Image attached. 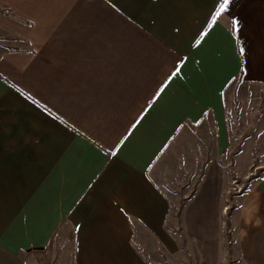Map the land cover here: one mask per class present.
I'll list each match as a JSON object with an SVG mask.
<instances>
[{
  "label": "crops",
  "instance_id": "1",
  "mask_svg": "<svg viewBox=\"0 0 264 264\" xmlns=\"http://www.w3.org/2000/svg\"><path fill=\"white\" fill-rule=\"evenodd\" d=\"M220 2L0 0V264H264V173L227 194L264 163V0Z\"/></svg>",
  "mask_w": 264,
  "mask_h": 264
},
{
  "label": "built area",
  "instance_id": "2",
  "mask_svg": "<svg viewBox=\"0 0 264 264\" xmlns=\"http://www.w3.org/2000/svg\"><path fill=\"white\" fill-rule=\"evenodd\" d=\"M228 167L233 168V164L231 163V161L227 164ZM232 173L234 174V172L232 171ZM255 174V173H254ZM254 174H250L247 175L245 177L242 178V181H239L240 176L238 174H236L231 181V186L227 191L228 196L229 195H234V194H241L242 192H244L247 188V185L249 183L250 176H253ZM185 198L190 197V195H185ZM226 202H230L229 197L226 198ZM231 207V204H228L225 208L224 211L227 212L229 210V208ZM233 234V229L227 227V225L224 223L223 226V235H224V242L226 243V245L231 246L234 241L233 239L230 237ZM225 256H229V252L225 253Z\"/></svg>",
  "mask_w": 264,
  "mask_h": 264
},
{
  "label": "rangeland",
  "instance_id": "3",
  "mask_svg": "<svg viewBox=\"0 0 264 264\" xmlns=\"http://www.w3.org/2000/svg\"><path fill=\"white\" fill-rule=\"evenodd\" d=\"M234 151H232L231 152V155H230V157L231 158H233L232 160H233V162L231 161V163L233 164V168H230V170H231V173H232V171L234 172V174L232 173V176L234 177L236 174H238L239 176H240V180L239 181H242V178L243 177H245V176H247V175H250L251 173L252 174H254L253 176H250V179L249 180H247V181H249L250 182V180H252L253 178H254V176H256V175H261L262 173H264V163H259L260 162V159H262V158H260L261 156H258V159L256 160V162H254L253 164H252V166L250 167V169L248 170V172H247V174H245V175H243L244 173H241V172H239V170H238V168H237V166H236V163H235V160H234ZM263 160V159H262ZM259 161V162H258ZM186 182H188L187 184H184L182 187H180V188H178V190H179V197H178V201L179 202H182V200H183V198H185L184 196L185 195H190V194H187V193H191V190L195 187V184H194V180H192V178L191 177H189V180L187 181L186 180ZM226 252H228V251H226ZM50 257H52V255L50 256ZM46 264H53L52 262H51V260L48 262V261H46L45 262ZM56 264V263H55Z\"/></svg>",
  "mask_w": 264,
  "mask_h": 264
},
{
  "label": "snow or ice",
  "instance_id": "4",
  "mask_svg": "<svg viewBox=\"0 0 264 264\" xmlns=\"http://www.w3.org/2000/svg\"><path fill=\"white\" fill-rule=\"evenodd\" d=\"M232 0H221L220 4H219V8L216 11L214 17H213V23L215 22L216 17H219L222 13H224L225 11H227L229 5L231 4ZM238 22L233 21L234 26L237 24ZM207 33H202L200 39L202 40L204 38V36ZM200 41L198 40L197 43H199ZM243 51V50H241ZM183 63V60H181L180 64H178L175 67V70L171 73V75L169 76V80H171L173 77H176L180 72H181V64ZM163 90V88L161 89V91ZM157 95H159V92L157 93Z\"/></svg>",
  "mask_w": 264,
  "mask_h": 264
}]
</instances>
